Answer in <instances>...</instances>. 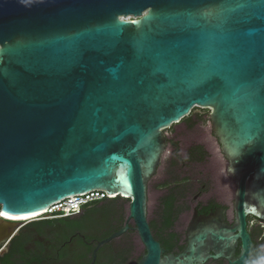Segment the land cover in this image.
I'll list each match as a JSON object with an SVG mask.
<instances>
[{"label": "water", "instance_id": "95a60500", "mask_svg": "<svg viewBox=\"0 0 264 264\" xmlns=\"http://www.w3.org/2000/svg\"><path fill=\"white\" fill-rule=\"evenodd\" d=\"M194 107L209 109L227 160L234 222L221 208L204 216L176 264H252L247 217L264 221V0H0L4 214L101 189L129 200L147 250L138 264L163 263L148 183L169 128ZM18 225L0 218V240ZM126 229L98 240L90 264Z\"/></svg>", "mask_w": 264, "mask_h": 264}, {"label": "flooded vegetation", "instance_id": "af4514ba", "mask_svg": "<svg viewBox=\"0 0 264 264\" xmlns=\"http://www.w3.org/2000/svg\"><path fill=\"white\" fill-rule=\"evenodd\" d=\"M166 149L171 152L169 162L175 166L177 163L186 166L187 163H199L206 158L198 160V156L190 155L188 149L193 145H202L193 143L185 149L184 157L179 156V151L183 149L182 131H173L167 134ZM204 151L205 148L202 145ZM161 165V163H160ZM159 165V166H160ZM181 168V167H180ZM190 180L183 183L170 184L177 185V198L175 210L171 212H162L159 208L154 217L148 216L147 220L153 239L159 244V258L163 263L158 264H176L175 258L184 260L183 254H189L186 251L189 245V234L199 225L204 216L214 213L215 209H224L222 215L228 224L234 222L233 210L226 207L223 203L215 199L205 198L206 184L198 186V191L187 187ZM192 193V195H191ZM188 194L190 201L189 207L182 210L181 200L187 199ZM210 201L214 205L210 206ZM129 200L123 198H102L93 201L82 207L80 213L68 216L67 220L56 224L23 225L16 231L9 242L0 250V264H4L8 255L7 263L9 264H90L93 259V250L96 242L110 236L112 233L119 231L127 226V229L121 234L111 238L108 242L101 245L95 253V259L92 264H138L140 259L147 253L146 247L135 229L132 219H128L126 211ZM195 209L197 212H194ZM61 218V217H60ZM47 218H41L42 223ZM168 220V223L165 221ZM76 223L75 227L68 225ZM247 230L254 244V249L260 251L264 256V221L255 217H247ZM19 247H22L19 249ZM18 248V250H15ZM20 250V252H18ZM240 251V243L235 249L237 255ZM209 253H213L209 250ZM195 264H232L230 260L223 257L212 258L206 257L204 260L195 262ZM236 264V263H233Z\"/></svg>", "mask_w": 264, "mask_h": 264}, {"label": "rangeland", "instance_id": "374dc122", "mask_svg": "<svg viewBox=\"0 0 264 264\" xmlns=\"http://www.w3.org/2000/svg\"><path fill=\"white\" fill-rule=\"evenodd\" d=\"M208 115L209 109L194 107L188 116L182 118L179 123L172 124L169 128L168 134L173 131H182L184 142L183 149L181 148L178 153L179 156L184 157L185 149L189 145L201 143L206 150V158L204 161L202 160L196 164L187 163L186 166H182L177 163L175 166H172L169 162L171 152L169 149H166L161 160V165L148 183V216L154 217L159 208V198L165 193V189L170 187V184L183 183L186 180L191 181L186 186L190 187L194 193L198 191V186L204 182L206 184L205 198L215 199L226 205L230 210H233L234 184L225 175L224 169L227 165V160L221 154L218 143L211 133ZM184 196H187V199L181 200L180 205L182 210L189 207L188 201H190L188 194ZM126 211L128 213V208ZM41 218L48 217L40 216L28 222L40 220Z\"/></svg>", "mask_w": 264, "mask_h": 264}, {"label": "built area", "instance_id": "2783aa9c", "mask_svg": "<svg viewBox=\"0 0 264 264\" xmlns=\"http://www.w3.org/2000/svg\"><path fill=\"white\" fill-rule=\"evenodd\" d=\"M112 197H115V195H110L101 189H91L84 193L66 196L63 199L50 204L46 209H44V212L41 213L40 215L30 217L24 220H13V221H18L19 225L15 228L13 234H11L9 237L0 240V250L9 242V240L12 238L14 233L17 230H19V228L23 226L25 222H28L29 220H32L40 216H45L48 218H60V217H68V216L76 215L80 213L84 205H87L93 201H97L102 198H112ZM3 215H4L3 212L0 210V218L8 219ZM8 220H12V219H8Z\"/></svg>", "mask_w": 264, "mask_h": 264}, {"label": "trees", "instance_id": "16d2710c", "mask_svg": "<svg viewBox=\"0 0 264 264\" xmlns=\"http://www.w3.org/2000/svg\"><path fill=\"white\" fill-rule=\"evenodd\" d=\"M191 123V122H190ZM188 153L190 155H193L195 153V155L198 156V160H201L203 159V156L206 155V151H204L202 145H193L191 146L189 149H188ZM177 185H174V186H171L169 187L168 189V192L167 194L162 197L160 199V210L162 212H171V211H174L175 209V202H176V198H177ZM116 198H120L119 196H116ZM211 205H214V202L213 201H210V206ZM69 217H61V218H47L45 220L44 223H42V220H34V221H30L28 223H26V225H36V226H41L42 224H45V223H48V224H56V223H59L61 221H64V220H67ZM64 219V220H63ZM166 223H168V220L165 221ZM70 224V223H68ZM25 225V224H24ZM75 225H77L76 223H72L70 225H68L69 227H75ZM22 247H19V249H21ZM15 250H18V248H16ZM20 252V250L18 251ZM6 258L4 260V264H9L7 263V258L9 256L8 255H5Z\"/></svg>", "mask_w": 264, "mask_h": 264}, {"label": "bare ground", "instance_id": "6f19581e", "mask_svg": "<svg viewBox=\"0 0 264 264\" xmlns=\"http://www.w3.org/2000/svg\"><path fill=\"white\" fill-rule=\"evenodd\" d=\"M44 210H40V211H37V212H34V213H31V214H26V215H19V216H10V215H6L4 214L3 216L7 217L8 219H12V220H24V219H28L30 217H34V216H37V215H40L41 213H43Z\"/></svg>", "mask_w": 264, "mask_h": 264}, {"label": "clouds", "instance_id": "9594fccd", "mask_svg": "<svg viewBox=\"0 0 264 264\" xmlns=\"http://www.w3.org/2000/svg\"><path fill=\"white\" fill-rule=\"evenodd\" d=\"M252 264H264V256H261L258 261L252 262Z\"/></svg>", "mask_w": 264, "mask_h": 264}]
</instances>
